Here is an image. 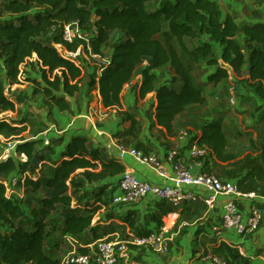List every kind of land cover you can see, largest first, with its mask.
<instances>
[{
  "label": "trees",
  "instance_id": "trees-1",
  "mask_svg": "<svg viewBox=\"0 0 264 264\" xmlns=\"http://www.w3.org/2000/svg\"><path fill=\"white\" fill-rule=\"evenodd\" d=\"M75 25L90 36V54L96 56L104 57L113 35L121 38L101 76L92 77L87 84L89 90L98 85L104 108L121 109L123 89L140 70L139 97L144 99L156 92L155 118L168 139L178 136L179 115L206 103L204 87L196 85L192 78L202 63L214 69L208 77L210 83L219 84L232 73L240 84L253 89L264 101V23L240 25L231 15L223 13L217 0H0V59L5 65L6 80L19 84L20 67L23 64L33 67L41 76V80H32L33 95L43 98L49 115L54 111L74 114L73 104L78 95L82 101L85 98L82 83L86 68L80 55L68 58L57 49L64 47L72 54L77 53L80 48L77 38L70 43L63 36L66 26ZM34 56L37 60L29 62ZM147 61L151 65L141 68ZM166 67L172 68L175 76L170 85L159 87L154 71ZM5 89L6 82L0 77V115L15 111V103L5 95ZM119 115L131 121L135 148L151 152V145L138 140L140 122L136 115L121 110ZM26 130L23 122L0 120V139L17 140L15 152L18 157L27 158L22 162L11 155L0 164V178L39 170V177L25 176L23 183L31 195L40 194L43 199L38 207L30 208L31 202L27 203L30 210L27 214L22 207L25 203L8 198L6 186L0 183V264H60L61 258L56 256L58 244L47 250V242L55 231L54 227L49 229L53 213L60 212L63 217L62 237L90 232L89 244L102 239L104 234L92 222L103 207L110 205L107 192L114 180L126 172V167L116 159L107 160L102 150L89 145L84 136H73L59 151L60 158L53 160L52 149H37L38 141L22 136ZM195 141L221 164L236 159L228 151L221 116L204 124ZM250 145L259 153L264 167V144L251 138ZM94 185L98 186L89 191L95 204L82 206L77 201L79 208H72L70 191ZM124 223L134 228V214L127 215ZM79 252L89 250L79 248ZM217 254L227 264L228 257L240 259L228 246H221Z\"/></svg>",
  "mask_w": 264,
  "mask_h": 264
},
{
  "label": "crops",
  "instance_id": "crops-1",
  "mask_svg": "<svg viewBox=\"0 0 264 264\" xmlns=\"http://www.w3.org/2000/svg\"><path fill=\"white\" fill-rule=\"evenodd\" d=\"M218 3L220 4L219 1ZM223 13L225 15H231L240 25L245 23H264V7H262L261 10L258 9L254 11V16H240L239 18L242 17V20L238 17H234L231 12L223 11ZM95 59H97L100 64H103L105 61L103 59H106V57L96 56ZM145 63L148 65L145 66L143 64L141 68L151 65L150 61ZM202 66L207 67L206 72L200 73L202 77L201 84L204 85V89L208 84L212 85L214 89H217L220 83L214 84L208 81V77L213 73L214 69L207 66L205 63L196 67V70L192 75L194 82V77L199 74V67ZM166 68H169L173 72V75L171 76L172 80L175 76V72L170 67ZM159 70L161 69L154 71L157 78ZM243 72L246 76L248 73L246 67ZM139 75L142 77L141 71H139ZM229 81L233 80L229 79ZM132 82L127 84L132 86L131 90L127 95L125 94L126 96L123 95L126 102L123 101V97H121V102L125 111L134 113L136 119L141 122L140 119L144 118L146 115L145 110H137L140 113L138 114L136 111H133L130 108L128 110L127 108V103L135 106V102L138 101L136 98L138 90L135 87L136 84L133 85ZM233 82L234 85L231 94L233 97L228 96L231 100H229V106L227 109L219 106V99H224V97H226L225 95L219 93L205 95L206 103L203 105H197L202 106L205 109L199 114V116H197L199 124L196 125L195 128L189 127L186 130L181 129L182 126L179 125V117L191 107L188 108L179 115L176 120L178 136L174 139H168L165 137L164 129L158 125L155 113L151 115L152 122L147 130L143 129V123H140L138 140L144 144L152 146V151L149 153L155 154L162 162L166 172L165 177L160 176L154 169L139 163L133 158H128L121 163L126 169L133 172L141 181L150 182L154 185H172V177L174 173L171 165L167 161V154L170 150L177 148L180 151L181 157L190 165L192 174H214L225 181L235 184L244 194H256L255 199H248L246 197L240 198L239 210L243 214L244 222H247L253 206L263 213V220L258 230L245 237H242L233 231H223L218 236L214 229L221 223L224 214L223 201L226 199L221 196L217 197L210 205L205 204L203 201H198L187 202L179 207H173L158 200L152 195L133 203L115 204L113 203V198L120 194L119 190L116 189V185L121 179L120 177L119 179L114 180L115 184L107 192V200L109 198L110 201V205L107 209L111 207L112 211L108 212L107 216L103 215L98 221L96 220V223L92 224V226L99 227V233L104 234L103 238H109L111 240H114L117 237L129 238L130 234L136 237H145L150 233L157 232L160 228L165 227L168 232L166 237L171 239L170 246L172 247L173 242L175 241L176 244L184 248L186 254L182 261L184 264H212L210 258L218 256L217 250L221 246H228L230 249L234 250L236 255L240 256V259L238 260L228 257L229 264H264V167L259 153L252 150L250 145L244 144L242 147L240 144L235 143L242 136L249 137L247 131L248 128L244 127L241 129L238 127L239 129L234 128V130H231L226 124L228 120L226 114L231 111L233 116H237V112L248 127L254 128V134L259 136L261 143H264V101L257 97L253 89L250 87H240L237 85V82ZM162 85L163 84H159L158 78V86L160 87ZM85 88H87V85ZM155 94L156 92L151 93L153 96ZM78 96L80 97V95ZM94 96L96 97V94ZM100 98L101 97L99 96V104L97 108H94L93 106L90 107L89 100L87 104H84V101L77 97V102L74 101L73 104L74 114L67 112L55 113V123L48 124L51 128H48L49 130L47 131H51L49 137H57V139L60 140L56 149L53 150L56 151V159L60 158L59 151L66 147L73 136H84L88 138L89 145L100 148L107 160H118V145L120 143L125 144L130 148H135V142H133L130 133L131 121L125 120V117L119 115L118 112L109 116L107 109L102 105ZM144 99H146V97ZM153 103L154 102H152V104ZM247 106H256L258 114L249 113ZM220 116L223 117V123L227 132L228 151L236 155L235 161L228 164L217 162L215 157L211 156L206 149L203 150L204 154L198 157L194 156L192 153L193 149L197 147L195 137L201 132L204 124L216 120ZM152 125L156 127V129L150 132V127ZM57 126L59 129H63L61 137H58L56 134L58 131V129H56ZM183 133H185L187 137L180 139V136ZM233 143L235 144L234 146H232ZM59 144H62L61 147H59ZM81 172L82 170L77 173ZM97 186L98 185H94L93 187L88 188L95 189ZM193 190L196 194L201 195L203 200L212 197L210 192H206L201 188H193ZM102 210H106V207H103L100 211ZM129 214H134L136 217V225L134 228H131L124 223V218ZM101 224L102 226H100ZM117 226L125 228L121 230L116 228ZM84 235L85 233L80 236ZM144 261L150 263L151 260L145 257ZM152 262L154 261L152 260ZM170 263H176V256L175 260Z\"/></svg>",
  "mask_w": 264,
  "mask_h": 264
},
{
  "label": "rangeland",
  "instance_id": "rangeland-1",
  "mask_svg": "<svg viewBox=\"0 0 264 264\" xmlns=\"http://www.w3.org/2000/svg\"><path fill=\"white\" fill-rule=\"evenodd\" d=\"M220 2L221 7L223 9L224 12H231L233 13L234 17H240L242 15H248V16H254V11L256 10H261L262 7H264V0H217ZM2 10V9H1ZM5 16H8V14H4ZM228 15V14H227ZM242 18V17H241ZM239 18V19H241ZM242 20V19H241ZM70 32H71V38H77V40L80 42V48L77 51V53L72 54L70 52H68V50L66 48H57V45H55V47L58 49L59 53L65 57L68 58H73L75 59L76 56L80 55V60L81 62H83L84 66L86 69L83 70V74H84V79H83V88H84V97L83 101L84 104L88 103V100L90 101V107L93 106L94 108H97L99 102V91H98V85L94 86L93 88H91V90H89L88 85L91 78L92 77H97L99 78L102 74V72L104 71V67L103 64L99 63V61L97 59H95L96 57H94L95 55L90 54L92 53L91 49H90V44H89V35L88 34H84L83 32H81L80 30H78L75 26L70 28ZM74 40V39H73ZM121 38L117 35H113V39L111 40L110 43V47L106 48L104 50V56L106 57V59H103L107 62V64L109 63V57L110 54L113 50V48L120 43ZM108 57V58H107ZM37 60V57L34 56L32 59L28 60L29 62H33ZM144 65H148L147 63H144ZM200 71L199 74L195 75V83L196 85H202V77L200 75V73L206 72V66H202L199 67ZM140 71V70H139ZM139 71L137 72V75L135 76V78L133 79L132 84L135 85L136 84V88L138 90V86L141 83V79L142 77L139 75ZM20 75L18 77V81L19 84H11V82H8L6 80V70H5V65L3 63V61L0 59V77L3 78V80L6 82V89H5V95L9 98H11L13 100V102L15 103V111L14 112H7V113H3L0 115V120H8L12 123H22L26 126V132H24L22 134V136L26 139V140H36L39 142V144L37 145V149H44L47 148L48 149H52L55 150L57 147V144L59 143L60 140L57 139V137L55 138H51L49 137V134L51 133V131H47L51 128L50 125L48 124H52L55 123V113L59 112V111H54L52 113V115H49L48 109L45 107L44 103H43V98L41 96H36L33 95V90H34V86L32 83V80L34 79H38L41 80V76L40 74L33 68L28 66L27 64H23L20 67ZM158 78H159V84H167L170 85L171 84V76L173 75V72L169 69V68H165V69H161L158 71ZM230 80H233L235 82H237V85L240 87H247L244 84H240L236 78V76H234V74L231 73ZM223 81L219 84L218 86V90L214 89V87H212V85H207L204 89V95H213L215 93H219V94H223L226 97H224V99L221 100V98L219 99L220 103L219 106L224 107L225 109L228 108L229 106V100H231V98H228V96L233 97L232 91H233V85L234 82L233 81ZM87 82V84H86ZM87 85V88H85V86ZM204 86V85H202ZM131 85H126L123 89V92L121 94V97H123V95H127L128 92L131 90ZM134 87V86H133ZM217 87V86H216ZM89 90V91H88ZM96 94V97L94 96ZM99 95V96H98ZM125 95V96H126ZM138 95V96H137ZM137 102H135V106H132L131 104L127 103V108L129 110V108L133 111H136L138 114H140L137 110H145L146 115L144 118L140 119V123H143V129H148L149 126L151 125L152 122V114L155 113V107L157 104V100H156V94L153 96L151 94H149L148 96H146V99H141L139 97V93L137 91ZM101 97V96H100ZM210 97V96H209ZM79 98V96H78ZM81 99V98H80ZM101 99V98H100ZM251 99V98H249ZM208 100V98H207ZM218 100V99H216ZM123 101L126 102V99L124 100L123 97ZM228 101V102H227ZM102 102V99H101ZM152 102H154L152 104ZM156 103V104H155ZM80 104V102H79ZM103 105V104H102ZM129 106V107H128ZM139 106V107H138ZM249 113H253V114H258V110H256V106L255 107H251V106H247ZM106 109V108H105ZM215 109V108H214ZM125 111V108L122 104V108L121 109H107V112L110 115H112L113 113H117L119 114V111ZM205 109L202 106H193L191 107L187 112H185L184 114H182L179 117V125L182 126L181 129L182 130H186L189 127L195 128L196 125L199 124V119L197 116H199V114L201 112H203ZM154 111V112H153ZM237 116H233L231 114V111L229 113L226 114L228 120L226 122L227 126L229 129L234 130V128H238L240 127L242 128H248V134L249 137L246 136H242L240 137V139H238L235 143L236 144H240V146L243 147L244 144L246 145H250V139L252 138L253 140H256V142L261 143L260 138L258 135L254 134V128L253 127H248L244 122L243 119H241L240 114L237 113ZM193 123V124H192ZM153 126V125H152ZM150 127V132L153 131L154 129H156V127ZM49 128V129H48ZM57 136L61 137L63 134V129H59L58 126L57 128ZM239 129V128H238ZM43 134V135H41ZM251 135V137H250ZM256 135V136H255ZM19 142L15 139L13 140H6L3 137L0 139V164L3 162H6L8 160V158L11 155H14L15 157H17L18 159H20L22 162L26 161L25 157H18L16 151L15 146L18 144ZM264 144V143H261ZM235 144L233 143L232 146H234ZM135 146V145H134ZM251 147V145H250ZM253 150V149H252ZM56 151H53V160L56 159ZM40 171L37 170L36 172L33 173H26L23 176L19 173L16 174L13 173L10 175V177L8 179L5 178H0V183L4 184L7 188V192H6V196L8 198L10 197H14L15 199H17L18 201H23V203H25L22 207L25 210V212L27 214H29L30 210H28L26 207H28L29 202H31L30 204H32L31 206H29L30 208L32 207H38L40 206L41 200L43 199V195H36L33 196L31 195L30 191H27L24 188V183H23V179L25 178V176L31 175L33 178L39 177V173ZM77 174V173H76ZM88 188V187H87ZM83 189L81 191H70V194L73 196V203L71 204V207H76L79 208L78 202H81L80 204L82 206L89 204L90 206H93L95 203H93L95 201V197L94 195H92V191H89L90 189ZM109 200V198H108ZM111 200V199H110ZM78 201V202H77ZM28 203V204H27ZM103 209V208H102ZM112 211L111 207H109L106 210H102L99 211L96 216L93 219L92 224H94L95 219L98 221L100 217L107 216L108 212ZM53 219V224L52 226L49 228L50 230H52V227H54L55 231L52 233V237L48 240L47 242V250H50L51 247L54 246V244H58L57 245V251H56V256L59 258H63L64 256H66L68 253H70L74 247L79 250L80 245L79 244H83L86 245L87 243L92 241V235L90 232H86L84 236H76V237H62V232L60 230L61 227V222L63 221V217L61 215L60 212H55L53 213V215L51 216ZM118 224V223H115ZM102 226V224L100 225ZM102 228V227H100ZM110 228V227H108ZM113 228V227H112ZM118 229L123 230L125 227H116ZM76 240L77 242L73 241ZM201 249V248H200ZM144 251V250H143ZM185 252H184V248L180 247L178 244H176V242H173V246L171 247V250L169 251L168 254L166 255H156V254H151L148 251L145 250V252L143 253V255H140L138 257L139 261L141 262V264H173L170 263L173 260H175V256H176V263L175 264H184L182 263V261L185 258ZM148 258L150 259V263H146V261H144V258ZM152 260L154 262H152Z\"/></svg>",
  "mask_w": 264,
  "mask_h": 264
},
{
  "label": "built area",
  "instance_id": "built-area-1",
  "mask_svg": "<svg viewBox=\"0 0 264 264\" xmlns=\"http://www.w3.org/2000/svg\"><path fill=\"white\" fill-rule=\"evenodd\" d=\"M75 27L79 30L77 25ZM70 28L71 26L64 28L63 36L67 42L72 43L74 38H71ZM106 65L107 62L104 61L103 67ZM185 137L187 135L183 133L180 139ZM203 150L205 149L197 146L192 153L198 157L204 154ZM117 158L120 162L133 158L139 163L154 169L160 176L165 177V168L159 158L153 153H146L120 143L118 145ZM167 161L174 173L172 185H154L150 182L141 181L133 172L126 169V172L116 185V189L119 190L120 194L113 198V203H133L152 195L173 207H179L187 202L198 201H203L205 204L210 205L217 197L221 196L226 199L223 201L224 214L221 223L214 229L218 236L223 231H233L245 237L258 230L263 220V213L253 206L247 222H244L243 214L239 210L240 198L255 199V193L244 194L235 184L225 181L214 174H192L190 165L181 157L177 148L168 152ZM193 188H201L206 192H210L212 197L203 200V197L196 194ZM167 233L166 228L162 227L157 232H152L145 237H136L130 234L129 238L117 237L114 240L103 238L92 244H79V248H87L89 252L81 253L74 247L70 253L61 259L60 264H141L139 259L135 257L143 255L145 250L156 255L169 253L171 250V239L166 237ZM73 241L77 242L75 239ZM210 259L212 264H227L224 259L218 256H213Z\"/></svg>",
  "mask_w": 264,
  "mask_h": 264
}]
</instances>
